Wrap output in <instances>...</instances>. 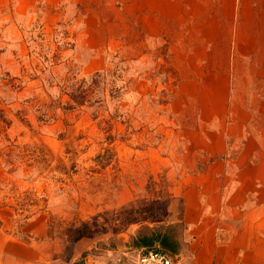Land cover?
I'll return each instance as SVG.
<instances>
[{"label": "rangeland", "instance_id": "obj_1", "mask_svg": "<svg viewBox=\"0 0 264 264\" xmlns=\"http://www.w3.org/2000/svg\"><path fill=\"white\" fill-rule=\"evenodd\" d=\"M169 2L0 0V153L24 152L13 168L0 157V264H135L150 250L195 264L183 194L196 178L251 176L238 130L264 113V90L225 41L190 54ZM238 2L251 32L264 26V0ZM119 61V98L39 119L69 101L64 80Z\"/></svg>", "mask_w": 264, "mask_h": 264}, {"label": "crops", "instance_id": "obj_2", "mask_svg": "<svg viewBox=\"0 0 264 264\" xmlns=\"http://www.w3.org/2000/svg\"><path fill=\"white\" fill-rule=\"evenodd\" d=\"M169 3L177 10L174 15L181 17L180 23H173L174 30L196 42L192 46L197 52L190 54L203 57L208 40L225 41L228 56L246 57L249 71L256 75L253 89L264 90V26L258 24L252 32L248 29L250 23L244 18L249 14L248 2L244 4L248 14L238 0ZM256 11L252 19L262 17ZM244 40L246 50H240L238 43ZM248 111L243 110L245 115ZM257 114L246 129L238 130L239 136L246 137L241 160H246L251 176L196 178L183 194L184 224L190 239L186 245L195 264H264V113Z\"/></svg>", "mask_w": 264, "mask_h": 264}, {"label": "trees", "instance_id": "obj_3", "mask_svg": "<svg viewBox=\"0 0 264 264\" xmlns=\"http://www.w3.org/2000/svg\"><path fill=\"white\" fill-rule=\"evenodd\" d=\"M122 65L123 61H119L115 63L113 71L97 72L88 79H77L76 77H73L71 79L64 80V84L60 87L63 94L68 95L69 101L63 103L60 97L55 100H51L50 104L39 106L38 112L41 115L39 119L41 121H46L48 114L53 108L62 109L65 113L71 112L77 107H82L86 104L89 107L95 106L97 108H102L106 92H109L111 99L119 98L122 88L118 85V82L121 80L122 73L124 72ZM5 76L8 78L9 74H6ZM10 82L13 85V79H11ZM4 116L5 114L3 110H0V120L9 124V122L4 119ZM7 148H9V150L7 152H1L0 157L5 159V163L13 168L17 160L23 158L24 152H20L19 148L13 143L8 145ZM19 206V209L23 210L21 215H23L24 212H30L29 210H24L23 204H20ZM31 215H34V213L30 212V214L25 215L24 219H29ZM150 240L151 239L149 237L144 236L137 241L142 244L141 246H146Z\"/></svg>", "mask_w": 264, "mask_h": 264}, {"label": "built area", "instance_id": "obj_4", "mask_svg": "<svg viewBox=\"0 0 264 264\" xmlns=\"http://www.w3.org/2000/svg\"><path fill=\"white\" fill-rule=\"evenodd\" d=\"M135 264H174L164 253L155 250L141 252Z\"/></svg>", "mask_w": 264, "mask_h": 264}]
</instances>
